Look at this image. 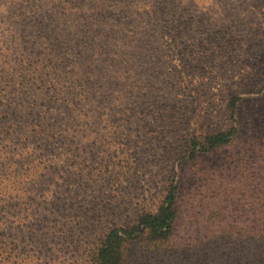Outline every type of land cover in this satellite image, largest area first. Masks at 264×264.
Segmentation results:
<instances>
[{
	"label": "rangeland",
	"instance_id": "1",
	"mask_svg": "<svg viewBox=\"0 0 264 264\" xmlns=\"http://www.w3.org/2000/svg\"><path fill=\"white\" fill-rule=\"evenodd\" d=\"M163 3L0 0V264H93L109 230L154 211L173 178L172 235L128 242L120 264L252 262L264 221V0ZM79 98L72 136L28 155L27 128L7 120L57 119L59 101ZM232 98L238 134L192 157L191 139L233 126Z\"/></svg>",
	"mask_w": 264,
	"mask_h": 264
},
{
	"label": "trees",
	"instance_id": "2",
	"mask_svg": "<svg viewBox=\"0 0 264 264\" xmlns=\"http://www.w3.org/2000/svg\"><path fill=\"white\" fill-rule=\"evenodd\" d=\"M170 0H164V8L169 6ZM167 5V6H166ZM169 14V13H168ZM76 79L72 80L75 84ZM77 83V82H76ZM77 92L76 98H78L81 93ZM8 91V85L0 86V97L5 96ZM61 92L59 93L60 96ZM74 91L69 93L73 95ZM240 98H232L227 102V111L229 117L233 122V126L227 131H217L209 132L204 134V136L193 138L190 141V154L192 157H196L200 154H207L213 152L217 148L228 145L232 139L238 134V118L237 110ZM85 102V98H79L74 101V104H69L68 100H62L59 110L56 111L57 119H48L43 117V122H24L19 121L15 123V119H9L16 131L20 127L27 128V134L20 140L26 144V151L28 155L33 154L36 151L52 152L53 144H63V140H58L59 137L64 135L72 136V126H69V122L73 120L75 112L78 107V103ZM1 108V107H0ZM79 115V113H78ZM53 116L49 117L52 118ZM50 121V123H46ZM66 121L67 128H62V133L56 134L55 131L60 127L61 123ZM3 122H0V127H3ZM2 125V126H1ZM55 133V134H54ZM53 141V144L51 143ZM178 181L173 178L167 185L164 195L161 199L160 204L154 211L142 212L134 219V222L127 226H115L112 227L109 232L104 237V240L97 247V251L94 254L93 264H120L123 260L124 246L130 241L140 239H150L151 241H164L170 238L174 231L175 223L179 215V207L177 202V195L179 190ZM253 232L250 236L252 242V262L250 264H264V221L257 220L254 222ZM261 243H259V240ZM257 243L259 245H257Z\"/></svg>",
	"mask_w": 264,
	"mask_h": 264
}]
</instances>
